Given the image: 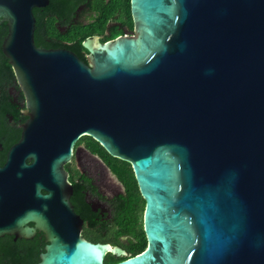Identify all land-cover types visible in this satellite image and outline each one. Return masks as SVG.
Segmentation results:
<instances>
[{"label": "water", "instance_id": "95a60500", "mask_svg": "<svg viewBox=\"0 0 264 264\" xmlns=\"http://www.w3.org/2000/svg\"><path fill=\"white\" fill-rule=\"evenodd\" d=\"M46 5L0 0L29 110L0 166V237L42 233L37 264L129 254L83 238L69 202L64 165L91 137L145 201L148 246L114 264H264V0H131L136 35L87 40L88 63L36 44Z\"/></svg>", "mask_w": 264, "mask_h": 264}, {"label": "flooded vegetation", "instance_id": "af4514ba", "mask_svg": "<svg viewBox=\"0 0 264 264\" xmlns=\"http://www.w3.org/2000/svg\"><path fill=\"white\" fill-rule=\"evenodd\" d=\"M46 1V6L36 7L33 10L36 19L34 39L35 42L37 40L42 42V45L36 43L38 46L66 48L79 57L84 56L80 58L88 63L90 52L84 46L87 40H100L104 43L119 37L136 35L131 0ZM7 30L6 23H0V31L5 32L3 39L7 35ZM0 93H4V96L0 97V126L4 125L9 133L21 137L23 125L29 118L22 89L15 79ZM6 139V136H0L2 150ZM17 141L10 137L9 146ZM88 142L92 145L89 146ZM95 142L94 139L90 141L82 137L74 146L70 161L64 165L72 188L69 202L74 213L81 218L80 233L83 238L91 242L118 245L129 253V242L133 235L128 232L125 206L121 201L127 197L126 187L114 173L109 160L95 152L100 148ZM74 186L85 188L81 192L82 201L76 204L73 203ZM37 236L45 242L42 233H37L29 240H35ZM10 239L12 242H9ZM24 239L15 238L14 235H4L0 237V249L31 247V244L23 242ZM45 245L46 242L44 247ZM109 254L105 256V264H109L106 261Z\"/></svg>", "mask_w": 264, "mask_h": 264}, {"label": "trees", "instance_id": "16d2710c", "mask_svg": "<svg viewBox=\"0 0 264 264\" xmlns=\"http://www.w3.org/2000/svg\"><path fill=\"white\" fill-rule=\"evenodd\" d=\"M4 34L5 32L0 31V92H2L4 87L8 86L15 80L11 66L8 63V59L1 50V42ZM36 43L38 45H42V42L39 40H37ZM80 57L83 58L84 56L81 55ZM3 96L4 93H0V97ZM3 135L6 136L7 139L4 141L3 150L0 152V166H2L5 162L6 152L11 147L8 142L10 137L15 139V141L20 138V135L16 137L14 133H9L4 125L0 126V136ZM85 138L90 141L93 140L91 137ZM95 143L100 147V150L96 149L95 152L101 154L107 161L109 160L110 165L113 166L114 173L119 180L125 184L127 191L126 199L124 201L121 199V201L125 206L124 214L127 217L128 232L133 235V238H131L129 242L128 256L117 257L113 253L108 255L106 261L109 264H114L142 252L148 246L143 223L145 201L141 196L132 165L120 159L111 157L98 142ZM88 145L90 146L92 144L88 142ZM73 190L75 194L73 203L76 204V202H81L83 198V194L81 192L84 191L85 188L74 186ZM95 240H99V238H95ZM9 242H12V240L10 239ZM23 242L31 244L32 246L24 248L0 249V264H37L40 261V253L44 251L45 242L40 240L39 236H37L35 240L24 239Z\"/></svg>", "mask_w": 264, "mask_h": 264}, {"label": "rangeland", "instance_id": "374dc122", "mask_svg": "<svg viewBox=\"0 0 264 264\" xmlns=\"http://www.w3.org/2000/svg\"><path fill=\"white\" fill-rule=\"evenodd\" d=\"M115 180L118 182V179H117V178H115ZM122 190H123V191H125V188H124V187H122Z\"/></svg>", "mask_w": 264, "mask_h": 264}]
</instances>
